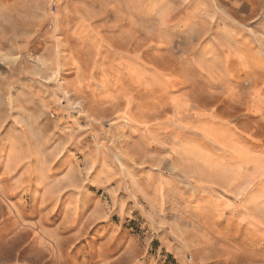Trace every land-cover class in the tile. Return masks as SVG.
Returning a JSON list of instances; mask_svg holds the SVG:
<instances>
[{
	"label": "rangeland",
	"instance_id": "1",
	"mask_svg": "<svg viewBox=\"0 0 264 264\" xmlns=\"http://www.w3.org/2000/svg\"><path fill=\"white\" fill-rule=\"evenodd\" d=\"M262 178L264 0H0V264H264Z\"/></svg>",
	"mask_w": 264,
	"mask_h": 264
},
{
	"label": "snow or ice",
	"instance_id": "2",
	"mask_svg": "<svg viewBox=\"0 0 264 264\" xmlns=\"http://www.w3.org/2000/svg\"><path fill=\"white\" fill-rule=\"evenodd\" d=\"M262 179H264V178H262ZM261 187H264V185H262Z\"/></svg>",
	"mask_w": 264,
	"mask_h": 264
},
{
	"label": "bare ground",
	"instance_id": "3",
	"mask_svg": "<svg viewBox=\"0 0 264 264\" xmlns=\"http://www.w3.org/2000/svg\"><path fill=\"white\" fill-rule=\"evenodd\" d=\"M212 135V134H211Z\"/></svg>",
	"mask_w": 264,
	"mask_h": 264
}]
</instances>
